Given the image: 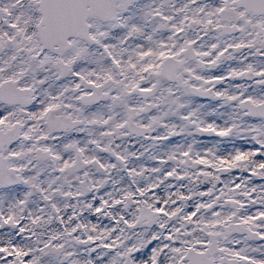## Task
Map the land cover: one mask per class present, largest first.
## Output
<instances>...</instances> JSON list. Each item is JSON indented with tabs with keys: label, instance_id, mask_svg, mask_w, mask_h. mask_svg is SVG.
Segmentation results:
<instances>
[{
	"label": "flooded vegetation",
	"instance_id": "obj_1",
	"mask_svg": "<svg viewBox=\"0 0 264 264\" xmlns=\"http://www.w3.org/2000/svg\"><path fill=\"white\" fill-rule=\"evenodd\" d=\"M41 2L0 0V264H264V0Z\"/></svg>",
	"mask_w": 264,
	"mask_h": 264
}]
</instances>
